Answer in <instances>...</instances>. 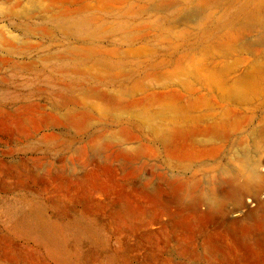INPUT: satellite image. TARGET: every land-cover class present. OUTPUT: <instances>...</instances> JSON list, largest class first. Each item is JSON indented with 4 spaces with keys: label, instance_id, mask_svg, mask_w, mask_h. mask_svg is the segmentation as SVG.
<instances>
[{
    "label": "rangeland",
    "instance_id": "rangeland-1",
    "mask_svg": "<svg viewBox=\"0 0 264 264\" xmlns=\"http://www.w3.org/2000/svg\"><path fill=\"white\" fill-rule=\"evenodd\" d=\"M49 1L0 0V264H264V228L229 226L264 215V188L226 200V218L192 205L242 157L264 174L261 31L215 44L246 0H141L129 17L87 0L90 36ZM177 132L198 156L170 157L159 138Z\"/></svg>",
    "mask_w": 264,
    "mask_h": 264
},
{
    "label": "bare ground",
    "instance_id": "bare-ground-1",
    "mask_svg": "<svg viewBox=\"0 0 264 264\" xmlns=\"http://www.w3.org/2000/svg\"><path fill=\"white\" fill-rule=\"evenodd\" d=\"M140 1L141 0H112V2L116 5V8L118 6L120 9L124 10L122 14L126 17L134 15L137 11L141 10L144 7L139 5L137 11L132 8L133 6L131 7V5L133 4H139ZM154 2L156 7H162L170 4V1L165 0H154ZM219 2L220 0H196V4L199 8L210 7ZM15 3L8 8L9 12L14 11L15 8H17L18 4ZM49 7L57 8L55 18L60 20V22L65 23L67 29L69 30L81 31L86 36H90L95 32H101L100 17L98 16L100 14H97L88 6L87 0H50ZM234 10L235 11L232 13V15L230 14V17H228L230 19L229 22L231 23V25L229 26H233L234 29L224 32L217 38V40L215 41L217 48L221 51H230L237 45L239 40L243 39L248 33L257 31V29L261 31L259 40L260 42L264 43V0L242 1L237 4L236 9ZM138 29L139 28H129V31L134 32L138 31ZM38 31L45 32V28H40L38 29ZM70 57L71 56L65 53L62 54V56H59L58 59L63 58L64 60H69ZM56 64L58 66V63ZM54 65H52L53 69ZM57 68L58 67H56V69ZM239 93L243 95L245 94V91L242 90ZM68 121L72 124L79 123L74 117H69ZM259 133V138H261L262 135L264 136V130H261ZM123 136V133H121L119 135V138H123ZM184 137L185 136L183 135V133L177 132L174 134H162L159 139L165 146L171 149L170 157H172L171 155H173V157H178L180 158V160L181 158H190L191 160L192 157L198 156L200 152L191 149L184 150L183 152L180 150L182 146L180 147V149L174 146V142L177 139H182ZM261 166L262 163L259 160L242 157V159L239 160L237 169L234 172L228 174V180L226 184L227 186L225 188H222L220 191L219 186H217L206 191L204 190L196 196V199H192V205L194 207L204 205L212 214H219L226 218V216L230 214V212L228 214V212L225 210L224 203L226 200H240L242 199V196L244 194H255L256 192L258 193L264 188V174H262V169L260 170V168H262ZM177 188L181 191V188H183V186L179 184L177 185ZM257 210H262L264 212V202L258 204ZM240 212V210H236L234 211L235 214H233L234 216L238 217V215L241 214ZM233 214L231 212L232 216ZM229 226H231V231L238 235V238L249 239L248 237L252 232H261L263 230L264 215L261 214L255 216L250 226L242 225L240 227H237L236 222L229 224Z\"/></svg>",
    "mask_w": 264,
    "mask_h": 264
}]
</instances>
